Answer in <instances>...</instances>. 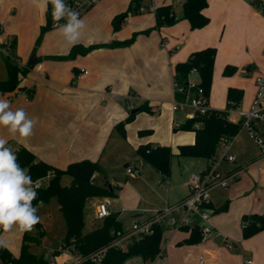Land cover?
Here are the masks:
<instances>
[{
    "label": "crops",
    "instance_id": "obj_1",
    "mask_svg": "<svg viewBox=\"0 0 264 264\" xmlns=\"http://www.w3.org/2000/svg\"><path fill=\"white\" fill-rule=\"evenodd\" d=\"M185 1L151 0L147 3L152 2L154 8L171 5L176 17L180 18L183 16ZM207 1L208 7L204 14L210 22L202 29L192 30L187 20H180L171 27L155 30L148 35L140 34L129 47L109 49L101 46L129 40L134 33L153 28L156 19L154 12L129 15L122 24V27L128 24L125 32H114L119 30L114 27L115 18L128 10L131 0H104L84 18L86 28L83 30L81 42L77 44L99 48L71 60L56 59L70 54L74 46L67 43L58 50L48 51L47 44L55 29L48 31L42 43L37 46L41 28L47 23V9L33 5L31 0H0V49L7 52L1 54L5 64L7 56L19 59L23 66H30L32 63L29 72L20 78V87L35 88L32 100H27L23 90L0 94V98L7 99L13 111L23 108L30 118L37 121L33 134L26 140L12 139L3 127H0V136L8 140V146L13 151L17 152L21 146L25 147L38 161L63 171L76 162L89 160L98 163L105 172L104 175L96 174L95 182L100 186L109 184L110 178L117 179L116 166L113 164L126 163L123 166L125 179L128 181L126 185L118 179L116 183L109 184L117 198L88 200V206L94 207L95 216L90 228L86 224V232L91 231L98 223L96 212L99 204L104 201L114 207L112 210L109 208L111 213H119L121 225L123 211L128 212L134 221H148L158 211L187 197L188 180H184L183 185L186 193L179 195L178 190L174 189V178L182 176L181 179H184V173L187 172L184 161L190 160L188 162L192 164H199L201 172L210 166V162L204 159L177 156L179 146L192 145L195 142L194 132L174 130V123L182 125L187 120L185 117L183 121H176V112L172 109L177 64L187 62L195 52L210 47L217 49L209 97V107L217 110H223L221 101L216 98L219 87L222 99L225 98L226 102L229 89H239L232 83L233 76L224 75L227 66L237 68L234 76L245 73L250 74L254 80L253 77L257 79L264 75V0ZM13 40H16L13 51L2 48L3 44H11ZM39 65L42 66L41 70H38ZM75 72L78 74L77 81L73 82ZM0 79L7 80L8 72L7 78L1 76ZM192 79L198 81L197 76ZM256 92L257 87L254 93L246 96V100L253 102ZM244 99L245 91L241 106ZM143 104H147L153 114L137 112L136 115L142 114V121H138L136 116L123 130L118 127L129 117L132 110L139 109ZM143 131L149 132L142 134ZM149 133H157L159 138H168L169 141L161 142L148 136ZM142 145L172 149L174 156L169 177L163 176L153 165L141 158L138 149ZM239 158H236L237 165L231 166L225 173L231 175L238 172V178L225 190V195H215L212 199L215 209L229 203L228 213H213L211 218L214 233L217 226L222 235V243H216V233L213 241L208 237L200 244L187 245L185 241L189 239L191 232L173 229L163 223L161 249L164 256L152 262L140 258L138 263L242 264L246 260H253L254 264H264V233L257 234L251 240H244L241 239L240 232L243 216L264 214V160L258 161L257 158L244 162ZM197 160L203 163H198ZM147 166L156 170L154 182H147L146 173L142 172ZM128 168L138 171V176L129 174ZM70 182L68 177L63 178L65 185ZM151 183L158 190H164L163 194L156 195L153 200L146 198L139 190L144 187L152 190ZM215 200L220 205H216ZM87 221L86 219V223ZM27 233L34 237L39 236V233L34 235V230ZM0 235H6L11 241V246L7 249L18 258L25 233L14 230L4 234L0 231ZM224 235L239 241L231 242ZM124 243L125 247L129 240ZM225 243H234V249H226L222 246ZM228 249L233 251L232 254ZM70 254L76 257L73 253ZM52 255L53 253L48 259Z\"/></svg>",
    "mask_w": 264,
    "mask_h": 264
},
{
    "label": "trees",
    "instance_id": "obj_2",
    "mask_svg": "<svg viewBox=\"0 0 264 264\" xmlns=\"http://www.w3.org/2000/svg\"><path fill=\"white\" fill-rule=\"evenodd\" d=\"M149 4L141 1L131 0L128 10L118 15L114 22L121 19L125 20L129 15H139L141 7H147ZM149 7V6H148ZM208 7L207 0H186L183 4V16L178 18L175 15L174 8L171 5L157 7L154 10L156 24L153 28L137 32L132 35L129 40L123 42H113L112 44L103 45L102 48H124L131 46L140 34L148 35L155 30L164 27H171L180 20H187L192 30L202 29L206 27L210 20L204 14V10ZM47 23L41 28L40 36L37 40L39 46L45 34L53 30L50 25L51 4L48 5ZM1 30V27H0ZM16 46V40L11 44H3L2 48L7 51H13ZM99 48L98 46L84 47L83 45L74 46L67 57L56 59H74L79 55H85L90 51ZM217 56V49L210 47L202 51L193 53L187 62L179 63L175 67L174 81L183 87L188 86L190 73L193 69L197 70L198 86L203 89L204 95L209 99L212 88L214 75V65ZM6 66L8 79L0 81V94H11L20 90L26 92L29 100L35 96V88L20 87V78L25 76L30 66H20L19 59H12L10 56L6 58ZM237 72L236 67L227 66L224 70L225 76H232ZM73 82L77 81V73L74 74ZM244 91L236 88H230L228 91L227 110L210 109V111L201 117L187 119L179 129L175 131H188L195 133V142L192 145L179 146L178 157L181 158H198L213 163L212 159L217 154L221 142L224 139L233 141L243 129L242 121H233L230 119L231 108H236L241 103ZM175 98L182 101L186 98L184 94L177 93ZM138 112H147L153 114L152 109L143 104ZM137 114V113H136ZM136 114H131L118 127L122 130L127 124L132 122ZM197 124H200L197 127ZM149 131H143L142 134ZM18 162L21 167L29 170L34 181L45 177L49 172L53 173V177L47 188L38 190L39 195L37 201H33L35 205L39 200H43L44 204H48L52 199L56 198L59 203L60 211L66 222V236L62 240L59 250L53 252V255L60 256L63 251H69L78 258H85L106 249V256L103 264H123L126 260L134 256H141L146 262L154 261L159 257H163L164 253L161 249V242L164 228L161 225H154L151 234L132 238L125 249L113 245L115 242L124 237L127 232L123 231L119 221V213L113 212L104 220H98L95 227L86 232V207L87 202L93 198H117L109 184L104 186L93 184L91 178L94 174H105L104 170L98 163L85 160L76 162L66 170L57 169L47 163L38 161L36 156L25 147H20L16 152ZM138 154L146 163L153 165L163 176L169 177L171 173V162L174 156L172 149L169 147L142 145L138 149ZM209 166V167H210ZM238 171V170H237ZM236 172V171H235ZM71 179L70 184L65 185L63 178ZM229 203L219 208H210L214 210V214H220L228 210ZM243 238L245 240L264 233V214H250L242 218ZM36 230H41L40 223L35 225ZM180 230L191 232L187 245H197L203 241V234L199 226L193 228L184 227ZM40 237H34L25 233L21 248V254L18 258L6 248H0V264H51L45 256H37L31 252V245L40 243ZM80 264H96L91 261H83Z\"/></svg>",
    "mask_w": 264,
    "mask_h": 264
},
{
    "label": "built area",
    "instance_id": "obj_3",
    "mask_svg": "<svg viewBox=\"0 0 264 264\" xmlns=\"http://www.w3.org/2000/svg\"><path fill=\"white\" fill-rule=\"evenodd\" d=\"M104 0H66L67 4L75 8L81 15V18H85L88 13H90L94 8L101 4ZM141 1L142 3L149 4L151 0H134ZM152 3V2H151ZM150 3L147 7L143 6L140 9L141 13L154 12L155 8ZM65 21H60L64 23ZM50 25L52 29H57L54 26L52 14L50 19ZM20 66H23L19 63ZM42 66H38V70H41ZM197 75V70L193 69L190 73V79L187 87H183L174 81V101L172 103V109L174 112L187 111L186 118L193 119L195 117L205 116L209 111V99L204 95L202 88L197 87L198 81L193 80L192 77ZM257 92L253 100V103L249 110H240L239 116L242 121V126L247 127L250 130L252 138L261 147V157L264 160V141L258 134L259 128L256 122H260L264 130V76L258 77L256 81ZM177 93L184 94L186 98L179 101L175 98ZM27 96V94H26ZM27 100H29L27 96ZM241 106V103L238 107ZM181 125L179 123H174V129H179ZM200 124H197L199 127ZM232 141L224 139L218 149L217 154L213 157L210 167L205 171L198 174H192L189 178L187 189L188 195L185 199L178 202L175 205L167 206L161 211H158L152 218L146 222L135 221L133 228L124 237L115 242L113 245L125 249L124 242L132 240V238H139L153 232L152 227L154 225H162L165 223L168 227L173 229H182L184 227L193 228L194 226H199L202 234L203 240H206L209 235L214 231L211 218L213 210L210 208L212 205L211 192L217 188L228 189L230 184L238 178V172L231 175H226L220 173L218 165L220 161L226 160L229 163L236 162V158L232 155H228L230 151L229 144ZM129 174H137L138 171L133 168H128ZM96 174L91 178V182L94 184L96 180ZM53 177V173L49 172L45 177L38 179L41 183V187L38 189L47 188ZM111 214L109 209V203H101L98 206L96 212V218L98 220H104ZM235 245L228 243L229 249H234ZM66 255L72 256L73 262L71 264H80L83 261H91L96 264H103L106 256V249L98 253L90 255L85 258H76L70 254L69 251H63L62 255L56 256L52 255L49 259L51 264H65L60 262L62 259H66ZM242 264H254L253 260H246Z\"/></svg>",
    "mask_w": 264,
    "mask_h": 264
},
{
    "label": "rangeland",
    "instance_id": "obj_4",
    "mask_svg": "<svg viewBox=\"0 0 264 264\" xmlns=\"http://www.w3.org/2000/svg\"><path fill=\"white\" fill-rule=\"evenodd\" d=\"M102 24L104 25V23H102ZM127 25L128 24L121 27V29H119V30H115L114 32H123L124 33ZM89 26H90L89 23H87V27H89ZM89 34H91V32ZM65 43L66 42L64 41L63 37L60 36L58 29H55V32H52V37L47 44L48 51L58 50ZM2 52L5 53L6 51L5 50L2 51L0 49V77L2 76V77L7 78V68H6V64H5V59L3 58L2 54H1ZM247 75H249V76H247ZM232 76H233V79H232L233 82L232 83L235 84V86H237L239 89L245 91V99L242 103V106L229 109L230 119L233 121H240L241 118L239 116V111L240 110H249L251 107L250 105H252L251 103H253V102H250L249 100H246V96H248V95H250V93H254V91H256L255 80L257 81V79H256V77H253L255 79L252 80V77H250V74H245V73L244 74L240 73V74H237L236 76H234V75H232ZM262 76H264V75H262ZM262 76H260V77L262 78ZM0 80H2V79H0ZM217 91L218 92H217L216 98L221 101V104H222L221 108L223 110H227L228 104H226L227 102L225 101V98L222 99L221 87H219ZM174 114H175L176 121L180 122V121H183L184 118L186 117L187 111H178ZM136 116H137L138 121H142V118H143L142 114H138ZM139 119H141V120H139ZM256 124L258 125V128H259L258 134L261 137V139L264 141V130L262 129L263 125L260 122H256ZM172 132H173V130H172ZM179 133H181V132H179ZM147 135L150 136L151 138H157V140H159L161 142H168L169 141L168 138L165 140H163V138H159L157 133L152 134V135H151V133H149ZM187 135H189V134H187ZM156 144H159V143H156ZM155 146H157V145H155ZM229 148H230V151L228 152V155L235 156L236 158L240 157L239 158L240 161L244 160V162H250V161L257 159V158H259L258 161L263 160L262 158H260L261 157V147L252 138L250 130L247 127H243V129L241 130L239 135L232 141L231 144H229ZM188 161H190V160L184 161V165L187 167V172H186V174L184 173V179L183 178L181 179L182 176H177L174 178V183H175L174 189H175V191L178 190L179 195H181L182 193H186V187L183 186L184 180L187 182V180L189 181V177L192 174H198L201 172L199 167H198L199 164L198 165H197V163L192 164V162H188ZM199 161H201V160H197L196 162L203 163V162H199ZM125 164L126 163H124L123 165L113 164V166H116L115 167L116 168L115 177L123 185H126V183L128 182L125 179L126 174H125V169L123 168V166ZM233 165L236 166L237 165L236 162L229 163L226 160L225 161L222 160V161H220V163L218 165V169H219L220 173L225 174L227 171H229L228 169ZM262 169H264V167H262ZM143 171H145V173H146L145 177H146L147 182L148 181L154 182L153 180H154V177L156 176V170L153 167L147 166L145 168V170H142V172ZM133 175L134 176L136 175V177H137L138 173L133 174ZM117 179L110 178L109 184L112 185V184L116 183ZM99 183L103 184L102 180H99ZM166 183H169V181H166ZM156 184H157V181L155 182V185ZM103 185H105V184H103ZM155 185L151 183L152 190H147V187L139 188V190L146 198L153 200V198L156 195L163 194V192H164V190H162L163 192L158 190ZM221 190H223V191H221ZM223 194L224 195L226 194L225 189L217 187L211 192V199H213V197L215 195H219V197H220V196H223ZM98 200H100V199H98ZM106 202H108V201H104L103 203H106ZM215 203H216V205H220V202L217 203L216 200H215ZM109 208H111V210H112L114 207H110V205H109ZM93 210H94V207H92V205L90 207L87 204V207H86V217L87 218L86 219L88 220L87 221L88 228H90V226H92V222H93V219L95 216L93 213ZM228 211H229V209L226 212L228 213ZM226 212H223V213H226ZM220 214H222V213H220ZM38 215L41 217V223H40L41 230L34 229V231L36 232V233H34V235L39 233L38 235L40 237V239H39L40 243H39V245H37V244L31 245V252L37 256H46L48 258V256H50L54 250H57L61 247L62 240L66 236V222H65L64 217L60 211L59 203H58V200L56 198L52 199L50 203L44 204V206L39 209ZM213 215H219V214H213ZM121 221H122L123 231L124 232H130L133 228V225H134V223H133L134 220L131 217V215L128 212L123 211L122 216H121ZM215 229H216L215 233L213 231V233L208 236L209 238H212L211 241L214 240V236H216V233L218 234V236L221 235L217 226H215ZM240 232H242V238L241 239H244L243 238L242 220H241V224H240ZM224 238L230 240L231 242L239 241V240L233 239L229 235H224ZM253 238L254 237L247 239V240H251ZM163 242H164V240H163ZM123 244H125V243H123ZM232 244H234V243H232ZM222 246L225 248L228 247V245H226V243L223 244ZM228 251H230L231 254L233 252L232 250H229V249H228ZM67 256H68L67 258L65 257L66 259H63V260L61 259L60 262L63 263L64 261H66L65 264H71L73 262V259L69 255H67ZM140 258H142V257L141 256L131 257L128 260H126L123 264H140V263H138Z\"/></svg>",
    "mask_w": 264,
    "mask_h": 264
},
{
    "label": "clouds",
    "instance_id": "obj_5",
    "mask_svg": "<svg viewBox=\"0 0 264 264\" xmlns=\"http://www.w3.org/2000/svg\"><path fill=\"white\" fill-rule=\"evenodd\" d=\"M33 5L47 9L51 4L54 26L69 46L81 42L86 23L80 13L67 4L66 0H31ZM65 21L60 23V21ZM37 121L30 118L23 108L12 110L10 102L0 98V127L7 129L14 140H26L33 134ZM39 180L34 181L29 170L21 167L18 157L8 140L0 136V231L4 234L17 231L21 234L32 232L41 223L39 209L43 200L35 205L41 187ZM11 241L0 235V248H9Z\"/></svg>",
    "mask_w": 264,
    "mask_h": 264
},
{
    "label": "water",
    "instance_id": "obj_6",
    "mask_svg": "<svg viewBox=\"0 0 264 264\" xmlns=\"http://www.w3.org/2000/svg\"><path fill=\"white\" fill-rule=\"evenodd\" d=\"M123 21H124V20L121 19V20L115 22L114 27H115L116 29H120V28L122 27ZM30 66H33V64L31 63ZM138 111H139V109H134V110H132V113L135 114V113H137ZM107 184H108V183H107ZM109 187H111V186H109ZM216 243H218V244H221V243H222V236H218V237H217V239H216Z\"/></svg>",
    "mask_w": 264,
    "mask_h": 264
}]
</instances>
